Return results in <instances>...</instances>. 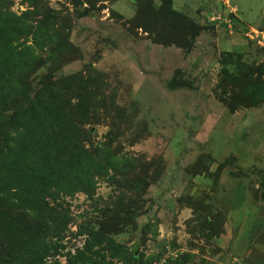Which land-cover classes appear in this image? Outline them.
<instances>
[{"label":"rangeland","instance_id":"rangeland-1","mask_svg":"<svg viewBox=\"0 0 264 264\" xmlns=\"http://www.w3.org/2000/svg\"><path fill=\"white\" fill-rule=\"evenodd\" d=\"M0 264H264V0H0Z\"/></svg>","mask_w":264,"mask_h":264}]
</instances>
